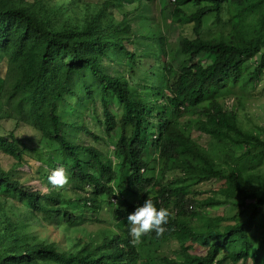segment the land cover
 <instances>
[{"label":"trees","instance_id":"obj_1","mask_svg":"<svg viewBox=\"0 0 264 264\" xmlns=\"http://www.w3.org/2000/svg\"><path fill=\"white\" fill-rule=\"evenodd\" d=\"M136 1L133 11L117 18L112 0H0V66L5 69L0 75V152L14 159L9 169L0 160V264H141L144 259L146 264H264V219L259 222L264 218V126L249 128L239 110L246 107L239 92L246 88L240 82L244 59L260 54L247 82L264 73V0ZM165 1L173 6H161L163 19L168 9L183 18L186 4L196 6L186 15L191 34L176 43L157 36L162 56L147 68L144 61L152 56L130 48L136 39L134 25L151 20L148 10ZM225 13L230 14V30L206 35V23L222 24ZM155 22L161 31L166 21L157 16ZM113 51L127 56V75L107 71L105 60ZM177 53L192 57V63L176 66ZM206 55L215 60L204 66L196 56ZM140 79L151 90V100L136 90ZM67 96L82 105L85 100L97 105L99 98L103 117L97 119L108 135L120 132L115 146L122 156L119 166L108 164L109 156L96 145L72 137L73 126H78L65 123L60 110ZM230 98L236 99L235 109L225 106ZM196 108L201 117L189 126L209 136V146L180 127L179 119ZM155 125L156 132L150 131ZM20 129L33 131L28 136L37 138L35 149L42 145L50 167L61 162L78 189H92L78 201L94 209L116 203L120 195L111 182L128 171V187H139L142 196L137 203L127 199L115 205L117 217L128 216L150 198L171 213L166 231L159 236L150 232L133 244L127 223L120 231L82 229V214L66 207L67 192L55 186L48 192L32 190L21 180L17 169L27 163L32 145ZM150 141L159 157L156 176L148 178L144 153ZM56 151L60 154L54 158ZM49 168H42V178H48ZM212 180L221 181L220 188L198 202L219 206L241 199L244 220L195 210L193 195L199 192L192 185ZM150 183L156 189L153 195L145 191ZM223 220L228 222L223 225ZM50 227L52 235L41 234ZM256 227L261 232L253 236ZM172 237L180 243V257L142 254L144 247ZM194 245L205 252L193 250ZM224 246L230 250L218 258Z\"/></svg>","mask_w":264,"mask_h":264},{"label":"rangeland","instance_id":"obj_2","mask_svg":"<svg viewBox=\"0 0 264 264\" xmlns=\"http://www.w3.org/2000/svg\"><path fill=\"white\" fill-rule=\"evenodd\" d=\"M93 2H103L104 0H88ZM114 1L115 5V14L117 18H121L122 14L126 13L127 11H133L135 7H137V1L136 0H112ZM166 3L169 8H172V4L165 1L161 4H159V7L152 6L148 12H150L151 20H145L142 22H138V25L135 24L134 28L136 30V39L133 45H130V48L134 51H136L140 56H152L151 59H148L144 61L145 67H149L152 62H155L153 60L154 58H158V56L161 54L160 48L157 43V36H166L168 37L173 43L178 42L181 35L191 34L192 25L190 22H188V16L187 13H189L191 10L195 9L196 6L193 5V3L186 4V15L182 17L172 16L171 10H167L168 12L165 14V25L164 27L161 26V31H158V28L156 27L155 19L157 20V16L159 18L163 17L160 15V8L162 5ZM158 6V5H157ZM229 13L223 14V23H215L213 20H209L206 23V28H204V31L206 32V35H214L218 31L226 30L229 31L231 28V25L229 23ZM155 17V18H154ZM161 21V20H160ZM155 26H153V24ZM158 31V32H157ZM154 54V55H153ZM156 54V55H155ZM259 53L248 57L247 59H244L243 62V71H242V77L240 82L242 83V86H245L246 88L240 90L239 92H242L244 94V98L246 100V107L244 109H239L241 111V114L244 117V124L246 126L257 128L259 126H264V73L256 80V81H249L250 78V72L251 70L256 66ZM162 56V54H161ZM165 60L164 58H162ZM161 59V60H162ZM153 60V61H152ZM160 60V59H159ZM196 60H198L199 63L203 64L204 66L210 65L214 62L215 56L206 55V56H196ZM192 63V57L187 56L182 53H177V58L174 60V63L176 66H183L184 63L189 64ZM106 69L108 72L112 73L113 75H127L128 71V59L127 56L123 53H119L117 51H113L110 53L109 57H106L105 60ZM149 71V69L147 70ZM151 75L153 70L150 71ZM149 72V75H150ZM5 69L3 64L0 66V75H4ZM143 78H148L146 74L143 76ZM156 80V78L154 79ZM153 80V81H154ZM144 80L140 79V83L135 82L137 84L136 90L140 92L143 96L147 98V100L152 99V92L148 88L146 89L142 82ZM98 97V96H97ZM236 99L230 98L228 101H226L225 106L230 109H235L237 107ZM99 98L95 101L97 105H93L91 100H85L82 104H79L76 97H70L67 96L64 100L60 102V110H61V116L65 123H74L76 122V125L78 128H75L73 126V132L74 135L72 137H75L79 141V143L83 144H94L98 148L102 149L109 157L107 160V163L110 164L113 168L119 166L121 164L122 156H119L118 151L116 150V142L118 141V138L120 136L119 130H115L112 134L108 135L106 132L105 126L100 123V121L97 119V115H100L103 117L101 104L99 103ZM116 110H119L116 105H114ZM80 108V109H77ZM199 108L193 109L190 113H187L185 116H182L179 119L180 127L181 129L186 132V134L193 135L195 139L200 141L205 146H209V136L205 135L204 133L195 132L192 130L191 126H189L188 122H195L197 119L201 117ZM13 128V124H8V127ZM157 125L153 127H149L150 131L156 132ZM28 127V126H27ZM86 128L89 131H81L80 128ZM72 129V128H71ZM0 131H3L0 128ZM67 131H69V127L67 128ZM19 133L23 135V133L27 136L26 138L29 140L28 142L32 145V147L27 150V156L25 162L18 170V175L21 177V180L25 182V185L28 186L32 190H40L43 192H48L51 188H53L52 185L48 183V179H44L41 177L40 171L42 168L48 169L50 165L47 163L50 162L48 154H42L41 150L42 145L39 144L38 147H36L37 138L34 140H31V138L28 135L34 134L32 130L29 129H20ZM93 134H97L99 136V139H95ZM151 142V141H150ZM54 158L58 157V154H60L59 151H56L53 153ZM158 157H159V149L154 145L152 142L149 144L147 150L144 153V158L147 160L148 168H147V177L151 178L156 176V171L158 168ZM0 160L2 166H4L6 169H9L12 164L14 163V159L12 156L4 154L0 152ZM34 160V161H33ZM30 162L33 166V168L30 170L29 164ZM56 167H50L49 168V175L51 172L57 168H63L68 175V171L64 164L61 162H56ZM48 167V168H47ZM128 171L122 172V175L118 176L114 181L111 182V184L114 185L116 192L118 195H120L119 199H116V203L114 204H107L104 202L103 206L101 208L94 209L93 207H90V204L86 205L83 204L80 200V203L78 201V198L85 194L92 192V189L90 187H85L86 191H83L82 189H78L79 186L71 182L69 180V183L63 186L62 188H58L59 190H63L67 192V197L69 198L65 204L66 207L74 211L77 214H82L81 218L79 219V223H81V228L84 230H87L89 232H95L100 228H110L111 230H118L120 231L124 225L127 223V216L124 217H117L114 209L115 205H121L123 200H131L135 203L138 202L140 196H142L141 189L139 187H128L126 177H127ZM175 174V171L173 170L171 173V176ZM27 179V180H26ZM222 182L219 180H212L200 184H193L192 190H196L199 192L194 194L193 197L195 198V210H203L205 212H208L211 217L215 216H224L227 218L236 217L237 220L241 221L246 218V213L243 211V201L241 199H234L230 203L222 204L219 206H204L199 200H202L205 197H208L210 195H214L216 190H218L221 186ZM145 191L149 193L150 195H153V193L156 192V189L152 187V183L147 184ZM106 199L105 197H103ZM78 218V217H77ZM101 219L102 222H93V220ZM264 218L260 217L259 222L262 223ZM192 223L195 224H201V221L197 218H191ZM228 220H223L221 224H226ZM55 232L54 228L50 227L46 231H42V235H52V233ZM261 232V229L256 227L253 231V236H258ZM105 235V234H104ZM57 238L60 241L65 240V235H58ZM106 236V235H105ZM197 252H205V249L203 247H200L198 245H194V249ZM230 250L229 246H224L223 249L220 252V255L218 258H221L223 255H225ZM144 253L143 255L147 257H156V256H168V257H180L181 254V247L178 240L175 238H171V240L166 241L164 243L161 242H154L151 245H148L143 248ZM146 258V257H144ZM146 260H142L141 264H146ZM232 263V262H231ZM248 264H252L251 261Z\"/></svg>","mask_w":264,"mask_h":264},{"label":"clouds","instance_id":"obj_3","mask_svg":"<svg viewBox=\"0 0 264 264\" xmlns=\"http://www.w3.org/2000/svg\"><path fill=\"white\" fill-rule=\"evenodd\" d=\"M47 179L48 183L56 188H62L69 183V176L63 168L53 170ZM170 216L171 213L167 208L157 207L152 199L146 198L127 216V231L131 238L130 242L137 244L143 236L150 232H155L158 236L163 234L166 231Z\"/></svg>","mask_w":264,"mask_h":264}]
</instances>
